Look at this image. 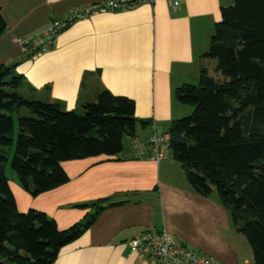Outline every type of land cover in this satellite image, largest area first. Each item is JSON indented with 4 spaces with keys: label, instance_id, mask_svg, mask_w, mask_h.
<instances>
[{
    "label": "crops",
    "instance_id": "0c3cea01",
    "mask_svg": "<svg viewBox=\"0 0 264 264\" xmlns=\"http://www.w3.org/2000/svg\"><path fill=\"white\" fill-rule=\"evenodd\" d=\"M103 1L4 0L0 63L19 61L16 72L36 89L31 96L59 101L68 111H82L104 90L132 99L136 118L147 122L137 124L134 137L148 142L185 117L186 107L175 96L179 87L197 84L202 68L218 76L216 62L205 55L222 7L234 0H181L177 14L168 1L156 0L92 15L62 30L46 53L25 59L21 39L44 31L70 9ZM124 141L117 157L63 162L69 181L51 191L34 196L19 183L10 186L20 213L41 211L60 230L96 216L80 238L59 251L54 264H157L129 246L149 231L172 234L223 264H255L248 241L215 193L201 196L180 164L141 158L131 138Z\"/></svg>",
    "mask_w": 264,
    "mask_h": 264
},
{
    "label": "trees",
    "instance_id": "16d2710c",
    "mask_svg": "<svg viewBox=\"0 0 264 264\" xmlns=\"http://www.w3.org/2000/svg\"><path fill=\"white\" fill-rule=\"evenodd\" d=\"M3 8L0 0V32ZM25 50V59L39 54ZM205 56L215 60L218 76L202 68L197 84L176 90V100L192 113L168 129L172 160L196 193L217 192L254 263L264 264V0L222 7ZM18 64L0 63V264H54L96 216L60 230L41 211H18L5 166L14 119L19 134L11 168L34 196L69 181L63 162L119 156L124 138H135L137 124L147 122L136 118L132 99L108 90L82 111L36 99V89L16 72Z\"/></svg>",
    "mask_w": 264,
    "mask_h": 264
},
{
    "label": "built area",
    "instance_id": "2783aa9c",
    "mask_svg": "<svg viewBox=\"0 0 264 264\" xmlns=\"http://www.w3.org/2000/svg\"><path fill=\"white\" fill-rule=\"evenodd\" d=\"M156 0H106L83 8L71 9L61 19L51 21L42 32H34L28 38L21 39L25 47L39 54L46 53L55 46L58 34L74 21L86 19L92 15L106 12H124L142 4H154ZM168 1L173 14L179 12L181 0ZM133 149L139 157L160 163L172 160L170 136L168 133L153 134L148 142L131 138ZM133 252L149 256L157 264H223L219 261L187 248L174 235L167 232H146L129 241Z\"/></svg>",
    "mask_w": 264,
    "mask_h": 264
},
{
    "label": "rangeland",
    "instance_id": "374dc122",
    "mask_svg": "<svg viewBox=\"0 0 264 264\" xmlns=\"http://www.w3.org/2000/svg\"><path fill=\"white\" fill-rule=\"evenodd\" d=\"M232 5H233V3H232ZM231 6V5H230ZM73 9H75V8H73ZM71 10V9H70ZM34 32H36V31H34ZM34 32H32V33H34ZM31 33V34H32ZM20 43H21V40H20ZM22 44V43H21ZM23 45V44H22ZM23 47H24V49H26L27 47H25L24 45H23ZM215 61V60H214ZM213 71V70H212ZM186 107V111H187V113H186V115H184L185 117H188L191 113H192V108L191 107H188V106H185ZM183 117V116H182ZM185 117H183V118H185ZM14 118H15V116H14ZM15 120V127H14V131H13V140H12V142L10 143V145H9V147H8V154H7V160H5V166H6V175H7V177L9 178V184H10V186L11 187H13L14 186V183L16 182V183H19V185H21L20 184V182H19V180H18V178H17V175H16V173L12 170V168H11V162H12V160H13V158H14V154H15V144H16V140H17V137H18V134H19V127H18V120H17V118H15L14 119ZM124 142H126V139H125V141ZM22 186V185H21ZM218 198H219V195L217 194V192H216V194H215ZM230 214V213H229ZM231 216V215H230ZM242 237H244V236H242ZM243 239H245V237L243 238ZM245 241V240H244Z\"/></svg>",
    "mask_w": 264,
    "mask_h": 264
}]
</instances>
